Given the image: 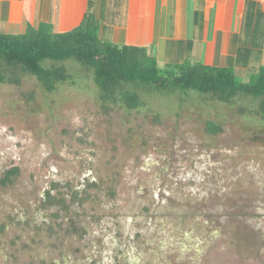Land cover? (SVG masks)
Segmentation results:
<instances>
[{
    "label": "rangeland",
    "instance_id": "1",
    "mask_svg": "<svg viewBox=\"0 0 264 264\" xmlns=\"http://www.w3.org/2000/svg\"><path fill=\"white\" fill-rule=\"evenodd\" d=\"M96 94L86 78L53 93L29 76L0 85V264H264L256 104L178 91L106 110ZM75 189L89 202L46 204Z\"/></svg>",
    "mask_w": 264,
    "mask_h": 264
},
{
    "label": "trees",
    "instance_id": "2",
    "mask_svg": "<svg viewBox=\"0 0 264 264\" xmlns=\"http://www.w3.org/2000/svg\"><path fill=\"white\" fill-rule=\"evenodd\" d=\"M100 29L101 24L88 13L82 24L69 32L56 33L47 23L29 26L22 35L0 31V85L21 86L29 76L45 92L53 93L63 84L78 88L80 80L86 78L95 85L97 102L106 110L116 106L139 110L145 105L144 95L169 96L178 91H195L229 105L245 97L256 104L257 113L264 120V66L247 82L230 67L185 62L162 69L149 49L103 40ZM207 132L218 135L223 128L208 122ZM19 175L18 167L7 171L4 184L13 183ZM96 186L91 183L88 188ZM69 193L70 202L53 197L48 191L46 204L68 211L91 198L87 189ZM73 232H78L74 226Z\"/></svg>",
    "mask_w": 264,
    "mask_h": 264
},
{
    "label": "crops",
    "instance_id": "3",
    "mask_svg": "<svg viewBox=\"0 0 264 264\" xmlns=\"http://www.w3.org/2000/svg\"><path fill=\"white\" fill-rule=\"evenodd\" d=\"M88 13L103 40L147 48L162 68L191 62L248 76L264 66V0H0V31L47 23L69 32Z\"/></svg>",
    "mask_w": 264,
    "mask_h": 264
}]
</instances>
